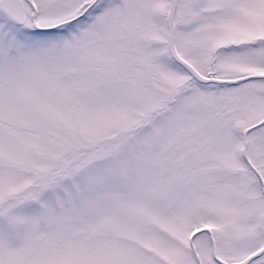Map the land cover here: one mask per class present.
Returning <instances> with one entry per match:
<instances>
[{"label":"snow or ice","instance_id":"6c2138e0","mask_svg":"<svg viewBox=\"0 0 264 264\" xmlns=\"http://www.w3.org/2000/svg\"><path fill=\"white\" fill-rule=\"evenodd\" d=\"M0 264H264V0H0Z\"/></svg>","mask_w":264,"mask_h":264}]
</instances>
